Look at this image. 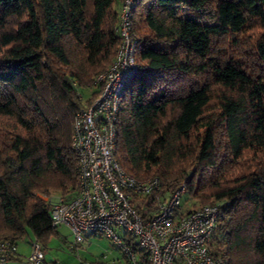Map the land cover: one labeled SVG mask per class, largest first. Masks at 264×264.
<instances>
[{
    "label": "trees",
    "instance_id": "16d2710c",
    "mask_svg": "<svg viewBox=\"0 0 264 264\" xmlns=\"http://www.w3.org/2000/svg\"><path fill=\"white\" fill-rule=\"evenodd\" d=\"M120 1L0 0V240L58 233L45 198L76 194L73 123L114 61ZM253 30L242 57L221 51ZM133 31L120 163L218 204L213 252L264 264V0H137Z\"/></svg>",
    "mask_w": 264,
    "mask_h": 264
},
{
    "label": "built area",
    "instance_id": "2783aa9c",
    "mask_svg": "<svg viewBox=\"0 0 264 264\" xmlns=\"http://www.w3.org/2000/svg\"><path fill=\"white\" fill-rule=\"evenodd\" d=\"M136 2L120 1V45L114 61L97 77L102 84L98 97L75 116L72 147L79 162L78 187L72 197L45 198L51 203L53 225L71 230L77 257L89 235L105 237L114 245V256L103 254L81 264H230L225 254L211 248L220 218L218 204L181 212L184 184L173 193L164 192L160 178L139 180L117 157L121 101L138 65ZM16 251L17 244L0 240V264L11 262ZM43 252V244L34 239L27 264H53L46 262Z\"/></svg>",
    "mask_w": 264,
    "mask_h": 264
},
{
    "label": "rangeland",
    "instance_id": "374dc122",
    "mask_svg": "<svg viewBox=\"0 0 264 264\" xmlns=\"http://www.w3.org/2000/svg\"><path fill=\"white\" fill-rule=\"evenodd\" d=\"M116 9L119 10L120 3L115 4ZM256 30L248 31L239 35L237 39H226L221 51L227 50L229 55H236L242 57L244 52H249L254 41ZM238 40V46H235V41ZM83 97L86 95L84 89L81 90ZM149 179V178H148ZM60 195L47 197L55 201ZM186 194L183 195V202L181 212H187L200 205L193 199L187 198ZM122 233V232H120ZM34 239L26 237L17 244L18 256L16 260H12L8 264H27L26 257L31 253V243ZM74 236L71 230L64 225L58 226V233L52 235L50 240L45 244L44 257L47 262H55L56 264H81L82 260H95L100 258L103 254H108L112 257L116 254L114 245L105 237L98 235H89L87 244L80 246V257L73 250L72 243ZM111 251V253H110Z\"/></svg>",
    "mask_w": 264,
    "mask_h": 264
},
{
    "label": "crops",
    "instance_id": "0c3cea01",
    "mask_svg": "<svg viewBox=\"0 0 264 264\" xmlns=\"http://www.w3.org/2000/svg\"><path fill=\"white\" fill-rule=\"evenodd\" d=\"M120 8V7H119ZM18 244V243H17ZM17 256H18V249H17V251H16V254H15V257H14V259L13 260H16L17 259ZM47 262V261H46Z\"/></svg>",
    "mask_w": 264,
    "mask_h": 264
}]
</instances>
